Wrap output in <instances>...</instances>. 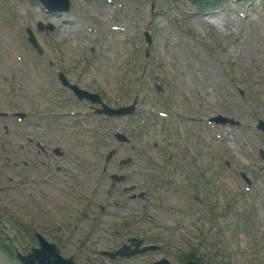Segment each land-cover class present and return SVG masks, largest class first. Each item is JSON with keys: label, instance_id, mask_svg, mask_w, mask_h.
<instances>
[{"label": "rangeland", "instance_id": "374dc122", "mask_svg": "<svg viewBox=\"0 0 264 264\" xmlns=\"http://www.w3.org/2000/svg\"><path fill=\"white\" fill-rule=\"evenodd\" d=\"M8 1L9 0H0V44L3 43L2 47H0V73H2L1 65H3V75L4 72L5 74L8 72L9 68V64L5 57V54L8 50V45L5 43V41L8 39L11 42L9 45V51L13 45V42L18 43V41L21 40V42L24 44L25 34L22 32L23 27L33 26L31 28L35 30L36 23L38 21L46 22L45 20L47 18L35 3L19 1L16 2V4L21 5L22 9L27 11L28 18L14 19L11 24H8L9 20H7V16H5L8 11ZM159 1V5L161 6L163 0ZM81 3L75 4L77 11H80L83 7V3ZM219 3L221 6H223V4L227 7L230 6L227 0H220ZM102 6L103 8H106L107 15L110 7L104 4L103 0H92L91 4L85 5V8L87 12L96 13V11H99ZM255 13H259L258 8ZM121 15L122 16H119V18L123 24L129 27V32L133 25H138L139 28L142 29L141 31H143L149 21L148 15H146V13L141 11L139 8L136 9V12L133 15L126 12L125 10L121 11ZM74 16H76L75 13ZM67 17L69 18L68 20H64L62 18L54 19L55 22L49 20V22H52L56 25V28L54 32L48 37L38 35V39L45 51L53 58H47V60L44 61H52L57 65L59 64L58 67H64L65 72L69 74L70 78L75 79L81 85L87 86L86 88L90 91H97L101 93L104 98L107 96L108 100L112 103H127V100H129L130 96H125V94L118 95L115 92V74L119 75L120 71L116 67L118 57L115 54V45L113 39L112 44L107 45V51L101 56L103 61L94 59V57H92V59L89 60L90 65L86 66L87 68H84L82 67V61L80 59V48L86 43V40L80 35H76L74 32H72L71 13L67 15ZM107 18H109V15L106 17V19ZM47 19L50 18L48 17ZM257 21L258 20H256L257 32H251L247 36H245V34L237 36L234 32L228 36L222 32L220 28H217L211 24H203L199 21V26L197 24L195 25V23L192 22L190 18L186 20L180 18V20H177L175 23H171L167 19H153L152 26L148 27L153 44L150 54L152 61L150 63L147 61V59L146 62L144 59L140 60V55L143 54L142 49H144V46H142L143 41L139 38V36L131 35L130 40L126 41V43L133 41V46H131L132 58L128 59L129 72L126 73V76L129 79L132 78L134 82L132 84L131 80L129 83V86L131 85L132 92H135V95L137 94V91H141L143 93L144 88L147 85L151 86L154 82H156V78L146 74L147 72L153 73L158 75L161 80L160 83L166 90L165 100L167 102V106L169 107L170 104L172 108L178 110L184 115L192 114L194 110L190 109L189 105L190 103H194V101L184 89L182 82V72L186 65L198 63V60L195 57H192L189 51L190 41H193L196 35H199L201 38L205 37L206 43L212 50H214L216 56L226 67H233V69H231L233 70V77L236 83L240 85L241 89L247 92V99L251 102L250 107L252 112H255L259 118L264 119V38L261 36H258L257 38L255 37L257 33L262 34ZM248 24L249 23L247 22V25ZM249 26L251 25L249 24ZM167 28L183 29L184 33L191 37H187L186 35L184 39H175L169 37L167 35ZM37 34L38 33L36 32V36ZM86 37L89 39V35L86 34ZM106 40H108V38H106ZM87 46L89 45L87 44ZM58 48L63 50V54L60 56L55 51ZM29 50L30 49L27 48L29 61H34L32 59L34 54ZM109 56L112 59H110ZM237 58L238 60H236ZM73 60L76 61L74 62ZM232 60L238 61V63L244 67V74L241 73V70L234 67ZM71 63H73L74 67L72 71ZM147 65L149 68L144 69V67ZM11 67L12 78L9 80H2L1 78L3 76L0 74V83L3 85L4 81L7 82L4 85L14 101L23 109L24 112L27 113L30 119H32L35 123H40L42 120H44L42 114H47L49 111L56 109V106L51 104L52 102L47 96H41L38 92V88L33 86L24 75L17 73L12 65ZM137 70H140L142 73V76L139 80L136 78V76H138L136 74ZM9 71L11 72V70ZM51 71V77L54 79L55 70ZM122 72H124V70H122ZM19 74L22 75L27 81L26 83L28 90L26 91L20 90V81L17 80L19 78ZM144 75L145 81L140 84ZM51 88L54 87L51 85ZM206 88L209 89V85H207ZM52 96L57 102L63 103L61 108L56 110V112H60L62 110L70 111V109L71 111L76 110L75 108H70L68 97H60L55 92ZM211 96L214 97L213 95ZM218 98L221 101L220 107L218 106V109H220L219 112H228L230 105L234 104L235 107L234 109L231 108L230 114H235L239 117H242L243 120H245V123H252V120L248 118L247 115L246 117L243 115L244 113L241 106L228 95V90H220ZM42 99H44V101L47 103L46 107ZM157 99L158 98L154 95L153 97L149 98L143 97L140 108L142 110H148L152 108L154 104L158 103ZM211 101L213 103L214 99ZM222 102L226 103V105H224ZM194 109H198L200 112L201 107L196 105L194 106ZM69 121L70 120L66 119L65 122H62V120L58 119L59 125L65 127L69 126ZM113 125H116L120 131L125 132L130 128V123L126 126V124L121 121H113ZM99 127L100 125H98L97 128L99 129ZM148 129L149 128L145 129L144 134L137 138V141L134 142V144L137 146L135 153L128 152L125 147L117 149L119 152V157L132 155L136 159L130 167L123 170V174H125L127 177V184L124 186L143 183V178L146 177V172L149 171V169H151V171L157 170L161 176H165L169 173L168 171H170V169L167 168V163L165 161L166 152L164 151L165 147L161 143V141H163L162 136L158 133H154L151 129ZM31 130L34 129L32 128ZM37 132L39 135H41L40 132H44L43 144L51 154V161L47 163L50 164L54 170L66 165L69 159L66 154L72 149L66 146L65 134L58 131L47 132L37 130ZM198 132L204 134V129L198 127ZM192 135H194V132H191V136ZM90 140L94 142V146L97 147V150L100 153L102 152L104 155H106V153L110 150V146L114 147V143L108 139L107 144H110H108V147L105 149L103 145L104 139L102 138L101 134L98 138V135L94 133L93 138L90 137ZM6 141L10 143L6 145L11 147V149H13L16 153L20 152V145L22 142L19 139V130L11 122L8 124V134H5V132L0 129V143H4ZM74 141L77 142L76 139H74ZM238 141L244 144V148L242 150L248 155V164L251 166L252 163H254L255 158L252 156L250 147L262 145L263 141L258 139L254 134L249 135L248 143L245 142V138L242 135H240L236 141H230V146L232 147L233 152L236 154V160L241 163H244L245 159L241 155V151L237 149ZM154 145H156V147H154ZM169 147L171 148L172 145L170 144ZM189 147L194 158L198 160L201 167L210 175H212L211 172H214L215 176L210 184V192L212 194L211 198L213 202L219 203V206H221L220 195L216 182L219 180L221 185H223L227 179V176L222 172L219 164L216 163V159L212 155L214 154V149L208 142H204V140L195 141L194 136H192ZM55 148H59L63 153L62 156L57 157L60 159V161H55L52 158L54 155L51 153V151ZM28 149H30V147H28ZM13 154L14 153L7 154L5 148L0 146V168H4V166H6L14 180L9 181L7 176L0 177V201L6 203L7 209L15 214L20 221H26V223L31 226L32 231L36 230L40 232L49 241L55 243L59 248L61 255L65 258L73 257V259L78 264H97L95 262L97 259L103 264H123L117 263L118 261L109 262L105 258L100 257L101 250L112 247L110 246V243H105L99 239L101 237H107L102 232V229H107L110 226H114L120 231L121 235H124V227L122 226V222H115L112 219L108 220L105 214H100L99 211L93 208L91 205H87L83 201L75 199L72 193H65L67 192L65 189L58 191L52 189L51 185L49 184H36L33 186L23 185V182H27L31 178H52L49 175V172L46 171L40 164H31L29 156L26 157L27 165L24 167L21 160H24L25 157L16 159ZM8 156L10 158L9 160L7 158ZM148 157H151L150 162L149 159H147ZM222 159H228V157L221 156V161ZM147 162H149V168H142L143 164ZM113 170L114 168H112V166L108 167L109 173H111ZM176 175L178 177L176 180L183 183L182 179L179 178L181 175L179 173H176ZM14 184L22 186L24 193H26V189L29 188L31 191V197H27L26 194H18L16 191H14ZM149 184L150 182L148 185ZM84 185L86 186V191L88 192L94 186L88 181H84ZM188 185L194 186L191 180L188 181ZM108 187V182L105 180V186L101 190V193H98L96 188L90 192L93 199L95 200V203L104 201ZM236 187L238 189V193L242 194L245 198L246 196L243 194L241 188L239 186ZM149 192L151 195L150 197L156 200L154 203L158 202L164 204L162 210L155 214L156 222L163 225H170L171 229L169 231L155 232L152 227L143 223L141 219H135V223L132 222V225L126 227V230L130 233H134L136 232V229L139 230L145 228L146 231L154 233V238L160 242L158 245H162L161 242L165 239L168 241H173V249L170 246L162 245L163 250L158 253V257L166 254L168 258L177 261L179 258L178 252H188L187 248L189 247V245L180 246L179 241H187L190 239L186 237L183 232H178L175 227H173V221H180L181 223H184L192 228L195 226L191 222L190 218H187L180 212L175 211V207L181 205L182 199L178 192H174L170 187L167 186V184L164 183L157 184L155 187L149 190ZM231 194L232 196L235 194L234 189L231 190ZM243 197L238 195L235 196V203L233 206L234 208L232 211L224 213L223 218L221 219L224 231L230 236L233 248L236 251L237 264H248V261L253 262L254 257V248L251 246V242L247 237V230L245 228V216L248 207L247 201ZM55 198L56 201H54ZM108 205L111 208H108L106 212L124 215L125 217L129 208L130 213L141 211L139 206H131L127 202H124L121 187L112 190L111 200L108 202ZM82 208H84L89 215H95L98 217L99 227L92 229L87 222L78 221L76 210ZM151 210V208H148V211ZM235 212L240 213L241 215L236 217L234 214ZM0 220H2L0 221V230L5 235H7L8 238L12 237L13 240L19 241L22 244H25L27 247L28 245L35 244L30 236V239L23 238L27 234L23 227H20V229H13L10 224L4 221L1 214ZM135 224H138L139 228H134ZM83 232L89 234L88 239L83 237ZM117 238H119V236ZM174 239L177 240L174 241ZM14 244L17 245L18 243L15 242ZM79 244L83 245L80 250H84L86 252V256L83 255L81 251H77L74 248V245ZM262 247L264 249V245ZM200 253H203L205 258L216 263V257L211 256L209 252H205L204 254V252L201 250ZM207 255L209 256L207 257ZM86 257L88 260H86ZM153 258L154 257L151 256V259ZM140 261L144 260L141 259Z\"/></svg>", "mask_w": 264, "mask_h": 264}, {"label": "bare ground", "instance_id": "6f19581e", "mask_svg": "<svg viewBox=\"0 0 264 264\" xmlns=\"http://www.w3.org/2000/svg\"><path fill=\"white\" fill-rule=\"evenodd\" d=\"M253 68V67H252ZM78 145H80V143H78ZM77 151H82V149L76 148Z\"/></svg>", "mask_w": 264, "mask_h": 264}, {"label": "water", "instance_id": "95a60500", "mask_svg": "<svg viewBox=\"0 0 264 264\" xmlns=\"http://www.w3.org/2000/svg\"><path fill=\"white\" fill-rule=\"evenodd\" d=\"M56 264V263H55Z\"/></svg>", "mask_w": 264, "mask_h": 264}]
</instances>
